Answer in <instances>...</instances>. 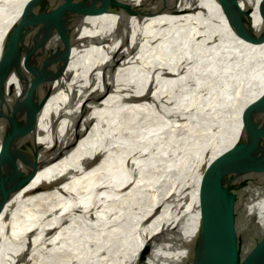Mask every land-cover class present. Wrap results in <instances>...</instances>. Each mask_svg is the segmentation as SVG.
<instances>
[{"label": "bare ground", "instance_id": "obj_1", "mask_svg": "<svg viewBox=\"0 0 264 264\" xmlns=\"http://www.w3.org/2000/svg\"><path fill=\"white\" fill-rule=\"evenodd\" d=\"M30 1L0 0V103L8 89L16 88L17 74L39 49V44L30 39L23 42V34L39 32L45 22L42 20L54 16L52 12L23 18ZM261 1L241 0L242 5L255 7L253 16L257 21L262 16L258 8ZM204 3L215 11L202 29L212 36L223 35L224 40H214L200 50L189 40V32L173 35L152 50L155 63L147 65L146 72L124 67L130 58L122 59L120 67L111 68L110 61L121 57L112 39L102 41L105 51L86 58L78 57L77 47L73 48L64 72V93L56 94L55 89L49 101L50 107L55 111L63 109V114L52 118L47 111L42 115V124L48 123L37 138L41 144L37 155L41 168L32 177H8L0 189V264H33L39 258L40 264H69L72 259H79L78 264H95L97 260V264H106L109 257L107 264H169L167 261L174 255L179 258L182 250L165 252L176 228L175 203L234 144L239 133L228 135L219 130V124L193 110L188 119L174 117L176 108L168 102L186 109L210 107L213 102L216 104L212 109L228 114L226 104L227 108L236 102L248 105L264 91V78L258 79V66L264 61V38L255 40L258 43L242 40L226 24L217 0ZM162 18L166 16L146 20L153 24ZM94 21L95 17L90 16L81 23L87 27ZM75 32L77 37L82 36L79 28ZM249 56L259 58L244 66L252 71L244 78L234 67L242 68ZM158 76L167 78L158 82ZM224 79H229L235 88L222 89ZM126 81L137 82L141 89L149 86L160 90L161 100L144 98L131 104L116 101L113 93L117 88L125 89ZM255 85L259 89L253 96ZM177 90H181L180 99L173 94ZM205 95L209 97H200ZM173 117L180 121L174 122L170 119ZM142 128L146 131L140 134ZM163 138H171L172 145L159 144ZM156 148L170 155L151 159L149 150ZM44 158L51 160L45 166ZM61 173L72 176L62 183L57 180ZM119 178L124 187L118 194L102 192L108 181ZM101 192L109 199L117 196L98 207L104 213L100 215L112 221L107 237L104 231L89 230L87 221V208L96 209ZM263 199L264 184L251 188L240 211L259 205ZM198 224L197 216L187 225V239L195 234ZM77 226L83 229L84 239L98 240L99 244L58 251L60 247L70 248L71 230ZM45 249L53 250L55 255Z\"/></svg>", "mask_w": 264, "mask_h": 264}, {"label": "water", "instance_id": "obj_2", "mask_svg": "<svg viewBox=\"0 0 264 264\" xmlns=\"http://www.w3.org/2000/svg\"><path fill=\"white\" fill-rule=\"evenodd\" d=\"M204 1L31 0L22 13L23 18L33 17L37 14L48 16L52 12H54V16L51 20L48 18L42 20L45 22L39 28V32L30 30L23 34V42L30 39L33 44H39V49L28 58L26 67L17 74L16 88L12 86L10 90L8 89L0 103V189L8 177L12 175L24 178L32 177L41 168L37 162L41 146L37 143V138L43 126L45 127L48 123L42 124V115L47 111L52 118L63 114V109L59 108L55 111L54 107H50L52 103L49 101L55 89H57L56 94L64 93V72L71 52L75 51L74 47H77L75 53L78 57L86 58L91 53L104 50L103 40L112 39L113 44L117 45L116 52L119 50L121 57L110 61L111 68L120 67L122 59L130 58L128 63L123 65L124 67H131L137 72H146L148 71L146 66L155 63L151 57L152 50H157L173 35L189 32V40L196 44L200 50L207 48L214 40H216L215 43L224 40L223 35L212 36L208 30L204 32L202 29L204 21L208 23V19L215 11V8H208ZM217 1L221 6L226 24L239 38L252 43H258L255 40L264 38V0L258 7L262 13L259 21L255 20L253 16L255 7L252 5L244 6L241 4V0ZM187 14L191 16L189 17ZM159 15H165L166 18L171 17L172 19L162 18L153 24L147 23L148 17ZM90 16L95 17V21L85 27L81 21ZM107 16L112 17L108 19ZM77 28L82 33L81 37L76 36ZM231 36L234 37L233 34ZM165 52L170 51L165 49ZM257 58L259 57L249 56L246 61L242 62L244 64L242 68L235 65L234 69H239L238 73H241V76L245 78L246 74L252 71H247L244 66H249L251 61L256 62ZM258 68L260 69L258 79L261 80L264 78V61H261ZM165 78L167 77H157L158 82ZM255 78L256 75L253 79ZM129 82H125V89L117 88L113 93L116 101L131 104L144 98L161 100L160 90L157 91L154 87L149 86L141 89L137 82ZM232 85L229 83V79H224L222 89L233 90L235 86ZM184 87L187 85H182V88ZM258 89V85H255L253 96L257 94ZM180 91H173L174 95L177 94V99L181 98ZM211 91L218 92L215 89ZM200 97L206 99L209 95ZM239 98L238 95L237 101ZM168 103L171 104V107L176 108L173 112L174 117L187 118L193 110V113H202L209 121L216 122L215 125L219 124L220 131L223 130L228 135H233L238 131L239 135L234 144L212 163V167L201 180L191 185L185 196L175 203L176 228L173 229L165 252L182 250V253L179 258H175L174 255L175 259L172 258L167 263L171 264L172 261V264H218L219 256L223 255L219 264H229L238 255L241 248L251 240L255 228L261 222V219H258L248 237L246 239L236 237L237 239L229 248L235 226L244 214L240 211L241 202L251 188L264 184V91L255 100H250L248 105H238L239 102H236L227 108L226 104L229 116L231 112L234 113L230 117L225 114L226 112L212 109L216 104L213 102L210 107L197 106L192 109L188 108L189 110L185 107H176L175 102ZM240 116H244L242 121H238ZM174 117L170 119L174 122L180 121ZM145 131L142 128L140 134ZM162 140L158 142L161 145L164 143L172 145L173 143L171 138ZM167 155L170 153H159V148L151 152L149 150L151 159ZM50 161V159L44 158L43 166ZM70 176H72L71 173H61L57 180L65 183L70 180ZM73 176L75 177V175ZM123 187L121 178L114 182L110 180L102 192L110 194V191H113V194H118L117 191ZM102 192L97 199L96 209L87 208V221L89 230L92 229L96 233L104 231L107 237V231L111 229L112 221L111 219L108 221L106 217L104 219L100 215L104 216V213L99 212L98 207L104 202L112 201L117 196L109 199ZM197 216L198 228L195 234L187 239L184 234L187 225L195 221ZM71 231L70 248L60 247L58 251L65 253L72 251L77 245L87 247L89 244H99L98 240L91 242V239H84L81 227L77 226ZM254 241L256 243L257 238ZM261 242L258 243L257 248L251 251L254 254L258 251L256 257L264 259V239ZM45 251L50 252L51 249L50 251L45 249ZM50 253L55 255L53 250ZM52 255H50L51 259ZM39 260L41 261L40 258ZM39 260L33 264H40ZM72 260L69 264L80 262L79 259Z\"/></svg>", "mask_w": 264, "mask_h": 264}, {"label": "rangeland", "instance_id": "obj_3", "mask_svg": "<svg viewBox=\"0 0 264 264\" xmlns=\"http://www.w3.org/2000/svg\"><path fill=\"white\" fill-rule=\"evenodd\" d=\"M137 199L139 200L140 198L137 197ZM142 209L143 207H141V210ZM162 212L163 211L161 209L160 213L162 214ZM243 212H244L243 216L238 221L237 225L235 226L234 232L232 233V238H231V242L229 243L230 244L229 248L233 245L234 241L237 239L236 237H241L242 239H246L250 234V232L252 231V229L254 228V226L256 225L258 219H261V222L259 223L260 225H258L255 228L254 233L251 236L252 237L251 240L247 243L248 245L247 244L244 245L241 248L240 252H238V255L234 259H232L229 264H264V259H262V257L261 258L259 256L256 257L258 251L255 254L253 253V251H251L252 249L257 248L258 243L261 242L262 239H264V199L261 201L259 205L252 204L249 207H247L245 210H243L242 213ZM256 238L257 241L255 243L254 240ZM250 252L253 254H251ZM222 256L223 255L219 256L218 264ZM97 261L95 262V264H97ZM110 261L111 258L109 257L108 259H106V264Z\"/></svg>", "mask_w": 264, "mask_h": 264}]
</instances>
